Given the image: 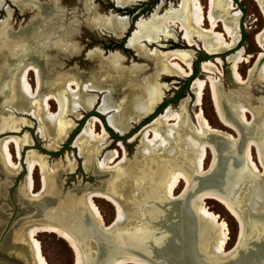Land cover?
I'll return each mask as SVG.
<instances>
[{"label":"bare ground","instance_id":"obj_1","mask_svg":"<svg viewBox=\"0 0 264 264\" xmlns=\"http://www.w3.org/2000/svg\"><path fill=\"white\" fill-rule=\"evenodd\" d=\"M79 1L82 7L80 13L83 21H79V16L75 13L70 16L65 15L60 0L44 2L40 0H10L11 4L18 6L23 11L27 8H34L35 14L34 21H25L22 26L14 30L10 21L12 12L6 9L7 21L0 24V124L4 126L3 129L13 130L8 123L9 114L5 110L1 111L7 106L16 111L32 113L33 116L43 118L49 135H57L59 139L64 138L69 128H65L62 130V135H58L54 119L46 118L50 113L51 102L58 104L60 112L64 105L68 113H72L77 107H81L83 110L91 109L96 98V96L90 95L76 99V94L73 95L70 92L72 88H75L91 93H108L100 110L102 113L114 108L118 110L116 116L109 120V126L116 134L122 136L127 132L129 123H138L161 103L163 95L158 82L165 78L163 76L186 78L190 75L194 61L191 48L197 47L200 43L204 52L213 55L234 46L238 38V17L235 16L234 20H231L225 15L227 6L225 0H207V17H205L199 0H179L177 9L170 6L162 15H159L157 13L159 8H157L150 18L139 19L134 25V31L128 39H125L126 43L123 49L132 52L136 58L146 62L147 67L135 65L132 68H126L123 66L126 59L121 54L116 53L103 58L102 51L94 50L86 55L89 60L93 61L91 71L82 72L77 66L68 67V65H71L83 53L84 47L81 46V43L84 30L91 29L99 34L120 39L129 35L131 22L128 18H121L113 14L99 15L91 0ZM110 1L116 8L122 10L133 8L139 3L149 0ZM253 1L264 16V0ZM3 4V0H0V9ZM206 21L209 23L208 30H205ZM219 23L223 25L224 34L215 31ZM177 31L182 35L184 41L182 45L177 44L186 46L188 49L169 52L158 50L167 47L165 44L170 41L176 42ZM225 36L232 40L231 44L226 45ZM255 43L260 49H263L264 37L257 35ZM262 57L263 54L258 55V59ZM249 59L240 50L227 60L229 62V78L234 85L244 86L248 83L241 79L238 68L240 64H247ZM146 68L151 70L150 76L145 75ZM213 68L214 65L210 61H205L202 64V71L207 76H211ZM250 72L251 70H249ZM31 73L34 76L35 91L29 84ZM258 79L259 82L264 83V64L259 68ZM208 83L217 117L223 126L237 133L238 128L250 130L262 141L264 138V108L262 105L264 104H261V100L254 102L251 93L245 97L241 92V94L236 92L235 101L231 98L228 101L229 107L222 108L219 98H217L215 83L211 77H207L206 81L196 80L191 87L194 105L197 108L202 104L204 90ZM34 92L36 99L32 100ZM187 104V100L183 101L177 112L170 108L166 110L154 125L156 128L152 130L154 142L151 148L157 153V158L152 162L154 165L174 164L175 156L182 154L183 163L189 164V172L183 170L163 172L161 175H157L154 181L143 182L145 184L143 196L133 197L132 188L136 180L133 174L136 168L140 167L139 161L142 160L139 159L136 167L128 166L123 169L124 171L120 170L113 176L107 175L101 181L102 184H105L96 188L97 192H91L86 188L74 190L56 200L39 198L41 202L37 205L42 206V209L45 210L40 219L35 222L30 220L23 222L13 232L15 244L21 248V253L26 256L29 264H47L42 255L40 244L35 239V236L40 233L53 234L62 240L73 252L74 264H83L79 245L63 226L67 216L77 215L80 219L87 217L99 228L110 229L113 225L109 228L103 225L99 210L93 201L98 198L114 207V223L118 226L116 230L118 244L131 250L130 253L113 256L109 261L103 258V264H148L137 255L131 254L132 252L148 254V259L153 264H161V261L169 264H231L230 262L226 263L225 260L231 256L237 245L238 247L241 245L245 232L255 227L256 223L251 222L250 211H256L264 216V206L256 209L257 203H254L248 208L249 199H245L244 196H235V189L248 180L250 182L245 189L246 193L255 195L256 201L264 200V183L259 191L253 184L256 178L251 175L252 172L257 174L251 155L252 148H256L258 162L264 170V142L258 145L253 140H249L242 150V161L239 163L237 159L228 157L227 147L215 140L224 138L229 143L235 144L239 142V133L236 140L230 135L214 130L204 118L202 110H198L199 113L195 117L196 125L192 124L190 120L183 118L186 115ZM251 104L255 105L250 109L253 121L250 129H247L245 128L247 121L244 116L246 110L242 109V106L249 107L248 105ZM256 105H259V108ZM169 122H173L170 127H176L174 131H178L180 134H173L172 130L165 129ZM148 134L149 132H146L142 137V146L136 152L138 158H143L147 154L144 143L148 142ZM92 135L90 129H85L83 137L86 138V142L94 150L93 154L96 155L99 150L91 141ZM8 141L5 140L0 144L7 160L9 158L6 148ZM176 143H180L177 148L180 151L176 150ZM208 150L212 155V163L209 168L210 182L214 185V189L223 190V193L209 190L200 192L196 197L194 210L197 216L211 228L212 236L210 237L213 239V241H209L205 237L197 244L196 235L198 233L192 224L189 211L184 208L185 205H181L179 208H169V213L167 210L161 211L152 206L154 202L162 203L164 199H173L175 190L182 182L186 185L185 191H187L191 181L195 178L193 176L203 174V165ZM233 153L235 154V152ZM91 156L94 155H87L88 158ZM159 157H165L167 160L160 162ZM171 157L173 158L169 159ZM179 158L181 159V157ZM143 160L144 165L149 166L151 163L148 159ZM37 164L34 160L28 161V168L24 174L26 176L24 191L28 195H30L33 185L32 172ZM250 177L253 178L250 179ZM56 184V180L52 183L45 181L44 191L49 185L50 195L55 196L59 191ZM19 189L21 190L20 187ZM25 198L30 199L27 196ZM33 199L38 200V198ZM207 200L219 203L239 225L236 247L232 250L233 252H229L230 254L224 251L227 244L225 224L219 222V217L207 209L205 204ZM151 209L152 212H150ZM144 218H147L149 223L145 222ZM120 228L123 231H119ZM148 246L155 248L151 249ZM211 250L224 260L209 255L208 251ZM256 253L254 250L242 249L243 257L239 259L241 261L238 263L264 264V261L258 260L259 258L252 259ZM158 259L161 261L157 262Z\"/></svg>","mask_w":264,"mask_h":264},{"label":"rangeland","instance_id":"obj_2","mask_svg":"<svg viewBox=\"0 0 264 264\" xmlns=\"http://www.w3.org/2000/svg\"><path fill=\"white\" fill-rule=\"evenodd\" d=\"M60 1L69 7L68 10L73 8L76 9L73 7L74 4L76 5V0ZM91 1L97 8L99 15L108 16L113 14L121 18H128L129 21H131L130 19L136 13L140 12V10H142L141 12L145 13L143 14V18L139 19L146 20L150 18L155 8L161 3L163 6L160 12L166 11L170 7L169 5L174 7L179 5V0H149L144 4L139 3L137 6L133 7V9L127 8L131 10L125 11V9H115V5L110 0ZM199 1L204 9L205 17H207L208 1ZM3 2V7L0 9V24L7 20L5 14L6 9L13 11L11 18L13 17L14 20L16 19V21H11L14 30H17L25 23V21L27 22L29 20L30 17H26L16 10L12 6L13 4L10 3V0H3ZM225 4L227 5L225 7V15L228 18H231V20H234L235 16L238 17V38L236 44L223 52L213 55H208L206 52H204L200 43H198L197 47L191 48L190 51H192L194 54V61L190 75L188 74L189 76L186 78L163 76L165 78H162V80H159L158 82V85L161 87H159L160 91L163 95L161 103L138 123H129L127 132L122 136L116 134L109 126V120L116 116L118 110L114 108L108 110V112L105 113H102L100 110L108 94L107 92L91 93L87 90H76L75 88H72L70 92L73 93V95L76 94V99L83 96H96L95 101L89 110H83L81 107H77L72 113H68L66 106L63 105V111L61 110L60 112L58 104L51 102L50 113L46 116V118L54 119V124L56 128H58V135H62V130L67 127L69 128L66 136L62 139H59L57 135H49L43 118L33 116L32 113L16 111L15 109L8 108L7 106L3 108L1 111L5 110V112L9 114L8 123H10V128H13V130L8 128V130L5 128L3 129L4 126L0 124V144H2V142L5 140L10 141L7 142L8 145L6 144L9 154L8 160L5 158L3 151L0 148V173L2 174L0 175V181H4L7 176L11 179L20 177L19 187L21 190L18 188L17 196L22 199L26 205H28L26 202H31V200H34L33 198L39 199L42 197L46 200H56L60 196L64 194L68 195V193L73 192L74 190H83L88 188V190L91 192H97L96 188L105 184H102L101 181L104 180L107 175L113 176L115 173H119L120 170L124 171L123 169L128 166L130 168L136 167L137 160L139 161L140 159L142 160L139 161L140 167H137L135 173L133 174L134 179L136 180L133 184L132 196H143L145 193V184H143V182L148 183L150 180L154 181L155 177L157 175H161L163 172L169 173L178 170L189 172V164L183 163L182 154H180V156H175L173 160L174 164H168L166 166L154 165L152 162H154V160L157 158V153H155L153 148H151V145L154 142L152 130L156 128H154V125L160 120L167 109L170 108L177 112L179 105L186 100L188 101V104L186 108V115L183 116L184 119L187 118L192 124L196 125L195 117L199 111L202 110V114L204 115L206 121L210 124L211 128L219 131L222 134L224 133L230 135L232 138L237 140L238 133L223 126L217 117L211 96L210 84H207V87L204 90L202 104L198 108L194 105V96L193 92L191 91V87L196 80L206 81L207 77H211L217 89V98H219V103L222 108L227 109L229 107L228 101H230L231 98L232 100L236 99V92H238L235 87L226 79L229 77V62H227V60L240 50L243 51L245 57L250 58L247 64H240L238 68L241 79L246 81V78L249 76V70H251L252 66L257 60L258 55H264V50L260 49L255 43V37L257 35H262L264 37V16L256 3L253 0H225ZM80 8L81 7L79 6L77 10ZM80 18L78 19L80 20ZM138 20H136V22ZM240 23H242V28L240 27ZM131 29L132 30H130L129 35H126L120 39L112 38L106 34H99L98 32L91 29L84 30L83 41L81 43V46L84 47L83 53L78 59L74 60L71 65L69 64L68 67L77 66L80 69L79 71L90 72L93 61L89 60L86 55L94 50L102 51L103 58H106L110 55H115L116 53L121 54L126 59L123 64V66L126 68H132L135 65L146 66V62L136 58L132 52L123 49V46L126 43L125 39H128L130 34L134 31V26L133 28L131 27ZM208 29L209 23L206 21L205 30ZM242 29L244 35L242 34ZM215 31L220 34H224L222 23L218 24V27ZM176 35V42L170 41L169 43L165 44L167 47L158 50L161 52H169L188 49L186 46H180L184 42L182 40V35L178 33V31L176 32ZM225 40L226 45L232 43V40L227 36H225ZM123 41L124 44H122ZM205 61H210L214 65L211 76H207L202 71V64ZM196 65L197 74L193 77V80L191 81L188 88H186L187 80L191 77V75L194 74ZM149 68H146L144 71L145 75H151V70H149ZM29 84L34 88L35 91V81L32 73L29 77ZM32 96V100L36 99L35 92ZM244 96L246 97L247 94H244ZM243 101L245 100L243 99ZM248 106L250 107V105ZM256 106L259 108V105ZM262 106L264 108V105ZM249 107L245 105L242 106V109L245 108L246 110L244 116L247 121V124L245 125V128L247 129H250L251 123L253 121V114L250 110L251 107ZM171 125H173V122H169L167 125L168 127L165 129L172 130L173 134H180V132L174 131L176 127H170ZM85 129H90L93 133L91 141L97 146L99 150L96 155L93 154L94 150L91 148V145L86 142V138L83 137ZM146 132H149L148 142L144 143L145 147L147 148V154L143 158H138L136 152L138 148L142 146V137ZM263 139L262 141H264ZM179 146L180 143H176V150ZM176 153L179 154L178 152ZM87 155L94 156L88 158ZM251 155L254 166L257 169V174L250 172L251 175L253 177L263 176V178L260 179L256 177L255 181H253V184H255L259 191H261L264 183V170L261 168L258 162L256 148H252ZM173 157L169 159H172ZM179 157H181V159ZM159 158L160 162L167 160L165 157ZM143 159H148L151 161L149 166L144 165ZM33 160L38 164L35 166L32 172L33 185L29 193L30 195H28L27 192L24 191L26 176L24 175L22 178V175L23 172L25 174V171H27L28 161ZM211 163L212 155L208 150L203 165V174L194 175L193 177H201L207 174ZM2 176L5 177V179ZM55 180L58 184H56V186L58 187L59 191L55 196H51V189L49 185L44 191L45 181L46 183H52ZM1 190L2 189L0 188V191ZM185 190L186 185L184 182H182L175 190V197L173 199H164V202H158V204L165 206L171 201H177L185 192ZM2 195L3 194L0 192V196ZM25 196L30 197L31 200L25 198ZM255 197V195L249 194L248 192L247 195H244L245 199H249L247 202V207L250 208L251 205L257 203L255 207L256 209H259L260 207L263 208L264 200L256 201ZM93 201L99 210L103 225L110 226L115 219L114 207L105 202L103 199L98 198L93 199ZM205 204L211 213L219 217V222H223L225 224L227 244L224 247V251L226 253L231 252L236 247L239 236L238 223L216 201L207 200L205 201ZM8 209L10 210L9 207ZM152 211L153 210L151 209L150 212ZM250 217L251 222L256 224L251 230L245 232L241 240V244L243 239H245L246 244L244 247H242V249H246L248 251L254 250L255 252H259V254H262L260 251L264 250V216L260 215L256 211H250ZM144 221L149 223L147 218H144ZM119 231H123V229L120 228ZM35 239L40 244L42 255L47 264H74L75 258L73 252L62 240L58 239L55 235L40 233L35 236ZM254 240L259 241L260 243L263 242V244L260 247L255 246L253 243ZM237 248L238 245L235 250ZM208 254L215 258L217 257L219 260H224L223 258L216 255L212 250L208 251Z\"/></svg>","mask_w":264,"mask_h":264},{"label":"water","instance_id":"obj_3","mask_svg":"<svg viewBox=\"0 0 264 264\" xmlns=\"http://www.w3.org/2000/svg\"><path fill=\"white\" fill-rule=\"evenodd\" d=\"M80 2V1H79ZM116 9V7L114 6ZM136 16L133 17L131 21V27L136 23ZM240 27L242 28V23H240ZM132 30V29H131ZM242 34L244 35L243 29ZM124 44V41L123 43ZM264 50V49H262ZM208 58V57H207ZM264 64V55L261 59L255 61L254 65L251 68V72L249 76L246 78L248 82L244 86H236L231 82V79L227 77L226 79L235 87L239 94H250L254 99V102L261 100V104H264V84L259 82V68ZM197 74V65L196 70L193 75L187 80V86L190 85L193 77ZM241 92V93H240ZM179 94V93H178ZM254 107L255 105H250V107ZM239 133V142L235 144H231L224 138L215 139L216 142L222 143L229 150L228 157L235 158L239 161H242V150L247 145L249 140H253L256 144L261 145L264 141H260L255 135H253L249 130H245L243 128H238ZM1 135V134H0ZM235 152V154L233 153ZM25 169V168H24ZM0 175H2L0 173ZM211 173L208 170L207 174L201 177H195L187 189L181 199L179 198L177 201H171L167 203L165 206L159 205L158 203H154V207L157 209L167 210L170 212L169 208H179L181 205H185L184 208H187L188 214L191 217L192 224L195 227L196 232V243L203 241L206 237L208 240H212L210 235L212 233L211 228L207 225L203 220H201L195 210L194 203L196 197L200 192L215 190L219 191V189H214L212 183L210 182ZM3 177V176H2ZM24 177V172L22 178ZM5 179V177H3ZM253 177H250V179ZM256 178V177H254ZM258 178H263L258 177ZM19 179L20 177H15L11 179L10 177H6L4 181H0V188L2 189L0 192L3 194L0 196V264H29L25 255L21 253V248L15 244V240L13 239V232L23 222L32 221L40 219L45 210L42 209V206L37 205L40 204V200H31V202H25L17 196L18 188H19ZM248 182L240 184L239 187L235 189V196L242 197L247 195L246 188L249 186ZM246 183V184H245ZM86 189V188H85ZM223 193V190L219 191ZM65 195V194H64ZM156 204V205H155ZM10 210L8 209V207ZM153 207V206H152ZM154 209V208H153ZM82 217V216H81ZM85 218V219H84ZM64 229L75 239L77 244L80 247L82 252L83 264H103V258L109 259L113 256H121L124 253H130L131 250L121 246L118 244V237L116 230L118 226L116 223H112L113 225L110 229H106L104 227L99 228L95 225L91 220L87 219V217H83L80 219L77 215H70L66 217V221L64 222ZM110 225V226H111ZM110 226H107L109 228ZM157 234V233H154ZM257 238V237H256ZM257 240V239H256ZM254 245L260 247L262 243L254 240ZM246 244L245 239H243L242 244L229 256L225 262L226 263H237L240 262L242 252V247ZM155 248L153 246H148V248ZM146 248V247H145ZM148 251V250H147ZM146 251V252H147ZM262 255H259L257 252L252 256V259H257L260 261H264V250L260 251ZM131 254L137 255L140 259L144 260L148 264H153L148 259V254L143 253H134ZM161 259H158L157 262H160ZM161 264H169L167 262L161 261ZM218 264V263H216Z\"/></svg>","mask_w":264,"mask_h":264},{"label":"flooded vegetation","instance_id":"obj_4","mask_svg":"<svg viewBox=\"0 0 264 264\" xmlns=\"http://www.w3.org/2000/svg\"><path fill=\"white\" fill-rule=\"evenodd\" d=\"M41 1V0H40ZM44 1H46V0H43V2ZM75 3H76V5L74 4L73 5V7H75L76 9H71V10H68V6L67 5H65V4H63V2L62 1H60V5H62V7L64 8L63 9V13L65 14V15H67V16H70V15H72L73 13H75V14H77L78 16H79V18H80V15H81V18H80V20L79 21H83V17H82V14L80 13V10H82V7H81V3L79 2V0H76L75 1ZM142 4H144V3H142ZM16 10H18L21 14H23L24 16H28V17H30L29 18V20L28 21H34V19H33V17H34V12H35V9L34 8H27L26 10H21L18 6H15V5H12ZM79 6L81 7L80 9H78L77 10V8H79ZM162 6H163V4L161 3V4H159L156 8H155V10L157 9V8H159L158 9V11H157V13L160 15H162L165 11H163V12H160V10L162 9ZM169 6H172V5H169ZM179 5H177L176 7H174V6H172L174 9H177V7H178ZM131 9H133V8H131ZM131 9H125V11L126 10H131ZM154 10V11H155ZM12 11V10H11ZM69 11H71V12H69ZM142 10H140V12H138V13H134L133 15L134 16H136V18H137V20L139 19V18H143V14L145 13H143V12H141ZM12 14H13V11H12ZM12 16V15H11ZM133 16V17H134ZM133 17L130 19L131 21H132V19H133ZM82 19V20H81ZM7 21V20H6ZM10 21H16V19L14 20L13 19V17L10 19ZM25 21V20H24ZM130 21V22H131ZM193 64V63H192ZM192 67V66H191Z\"/></svg>","mask_w":264,"mask_h":264}]
</instances>
